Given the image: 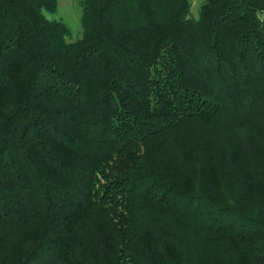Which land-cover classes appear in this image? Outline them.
Listing matches in <instances>:
<instances>
[{
  "label": "trees",
  "instance_id": "1",
  "mask_svg": "<svg viewBox=\"0 0 264 264\" xmlns=\"http://www.w3.org/2000/svg\"><path fill=\"white\" fill-rule=\"evenodd\" d=\"M0 0V264H264V0Z\"/></svg>",
  "mask_w": 264,
  "mask_h": 264
},
{
  "label": "rangeland",
  "instance_id": "2",
  "mask_svg": "<svg viewBox=\"0 0 264 264\" xmlns=\"http://www.w3.org/2000/svg\"><path fill=\"white\" fill-rule=\"evenodd\" d=\"M190 16L196 18L199 8L204 0H189ZM57 10L54 14H46L51 20L61 21L67 25L70 30V41L74 42L81 38V0H57Z\"/></svg>",
  "mask_w": 264,
  "mask_h": 264
}]
</instances>
